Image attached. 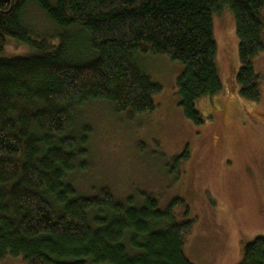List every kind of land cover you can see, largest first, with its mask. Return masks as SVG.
I'll list each match as a JSON object with an SVG mask.
<instances>
[{"label":"trees","instance_id":"trees-1","mask_svg":"<svg viewBox=\"0 0 264 264\" xmlns=\"http://www.w3.org/2000/svg\"><path fill=\"white\" fill-rule=\"evenodd\" d=\"M28 3L60 28L56 43L32 40L22 28ZM222 8L235 22L239 95L257 101L261 76L252 61L264 51V0H0V53L8 37L33 49L0 56V260L192 264L184 243L193 220L175 218L188 216L183 200L161 210L148 195L141 206L106 189L83 197L64 179L85 169L89 129H73L77 108L96 100L128 115L154 108L161 85L141 68V56L166 55L183 66L179 105L202 122L195 102L223 88L212 25ZM187 158V150L177 157ZM237 264H264V235L241 246Z\"/></svg>","mask_w":264,"mask_h":264},{"label":"rangeland","instance_id":"rangeland-1","mask_svg":"<svg viewBox=\"0 0 264 264\" xmlns=\"http://www.w3.org/2000/svg\"><path fill=\"white\" fill-rule=\"evenodd\" d=\"M19 19L30 39L57 42L60 28L34 3L24 6ZM212 25L223 88L195 102L202 122L187 119L179 105L176 80L183 66L166 55L141 56V68L161 85L154 108L128 115L102 100L77 108L73 129H89L85 169L76 168L64 181L78 196L93 197L106 189L117 201L132 198L135 206L143 204L144 195L155 197L161 210L183 200L188 216L175 218L193 220L184 243L187 259L237 264L241 246L264 235V51L252 61L261 76L259 99L244 100L235 81L240 61L231 11L222 8L212 16ZM31 53L32 48L8 37L0 56ZM185 150L188 158L178 160ZM0 264L26 263L8 255Z\"/></svg>","mask_w":264,"mask_h":264}]
</instances>
